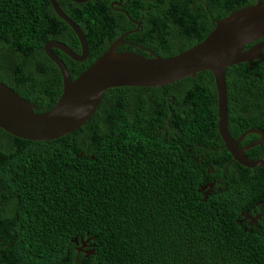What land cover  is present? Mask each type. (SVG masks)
Here are the masks:
<instances>
[{
  "label": "trees",
  "instance_id": "1",
  "mask_svg": "<svg viewBox=\"0 0 264 264\" xmlns=\"http://www.w3.org/2000/svg\"><path fill=\"white\" fill-rule=\"evenodd\" d=\"M111 1L56 0L88 43L81 62L52 49L72 80L136 28L129 17L150 35L146 47L159 38L152 49L166 58L257 0H144L142 6L129 0L122 10ZM50 40L80 54L75 33L49 0H0V81L39 112L55 104L63 87L44 52ZM124 42L118 52L150 57L140 33ZM252 64L227 67V98L264 99V50ZM141 99L145 113L129 116L127 102L136 107ZM227 113L236 137L242 128L234 129L238 119ZM216 122L215 82L204 70L162 87L107 89L88 120L52 140H25L0 128V264H264V228L248 233L237 222L244 205L264 204V172L255 176L239 165V179L206 199L199 191L206 168L194 156L206 148L215 154L223 144ZM217 157L203 163L215 161L220 176L231 156L221 149Z\"/></svg>",
  "mask_w": 264,
  "mask_h": 264
},
{
  "label": "water",
  "instance_id": "2",
  "mask_svg": "<svg viewBox=\"0 0 264 264\" xmlns=\"http://www.w3.org/2000/svg\"><path fill=\"white\" fill-rule=\"evenodd\" d=\"M82 3L88 0H72ZM54 12L75 33L80 54L64 43L50 40L44 44V52L58 67L62 77V93L55 104L46 111L18 95L0 81V128L25 140L46 141L78 129L95 112L104 92L114 87H162L207 70L213 75L217 99V130L224 147L234 159L247 167H258L263 160H248L237 146L244 134L234 139L227 125V91L225 72L227 67L239 63L252 65L264 50V3L242 7L228 16L215 21V26L199 43L171 57H150L131 51L118 52L124 38L137 31L120 35L108 49L75 79L63 61L53 52L56 48L75 61L88 56V43L81 28L60 8L56 0H49ZM260 40V41H258ZM254 43V44H253ZM250 47L245 48V46ZM81 251V248H78ZM86 255L92 253L85 252Z\"/></svg>",
  "mask_w": 264,
  "mask_h": 264
},
{
  "label": "flooded vegetation",
  "instance_id": "3",
  "mask_svg": "<svg viewBox=\"0 0 264 264\" xmlns=\"http://www.w3.org/2000/svg\"><path fill=\"white\" fill-rule=\"evenodd\" d=\"M129 0H112L111 6L118 7V10H122L124 8L125 4H128ZM144 3V0L142 2H138L136 6H142ZM199 8V7H198ZM205 8V12H207ZM200 10V8H199ZM175 15L179 20L189 21L192 22L189 19H185L179 15L178 12L175 11ZM129 19L132 21L134 19ZM213 18H209V20H212ZM208 20V21H209ZM214 20V19H213ZM138 21V20H135ZM140 22V21H139ZM141 26V23H140ZM140 26L137 28L138 33H140V45H144L141 47V50L144 52H147L149 55L150 53H154V45L156 42H160L159 38L156 37L158 41L152 42L153 47H146L147 39H149L150 35L144 33ZM134 30V29H132ZM130 30V31H132ZM260 40H264L261 38ZM258 40V41H260ZM128 42H125L121 45H126ZM131 45V49H136V47L140 46L135 43H129ZM254 44V43H253ZM236 65V64H235ZM253 65V64H252ZM249 65V66H252ZM233 66V65H232ZM263 72V78H264V67L262 69ZM257 76V74H254ZM258 77H260L258 75ZM261 79V78H260ZM227 91V90H226ZM143 100L141 99L137 101L136 107L132 106L130 102H127L128 104V110L127 114L129 116H136L138 114H144L146 111L145 104H143ZM173 99H170L169 101H172ZM251 102H248V101ZM264 99H229L227 98V110L233 112V117L238 119L236 122L231 121V125L234 126V129L240 126L242 128L241 133L237 135L236 137H233L234 139L239 138L242 134L243 137L238 140L237 146L239 149L243 150L244 156L248 160H263L264 159V112L261 111V101ZM100 103V102H99ZM97 109V108H96ZM230 114L227 113V125L229 127V119ZM217 123V122H216ZM231 134V133H230ZM223 143V141H222ZM225 149L228 154H230V159L227 161V163L224 164V168L222 171H220V176L218 174L219 166L216 164V162H212V164H205L203 163L206 159H215L218 160L217 153L219 150ZM208 148L202 150L196 151L197 156H194V161L197 162L200 167H205L206 170H204V181L202 186L200 187L199 191L203 193L204 199L211 196L213 192L216 190L220 191L221 186L224 184V182L229 180H236L242 177L243 170L239 167V165L244 166L240 164L236 159H234L233 155L230 151H228L224 144L219 146L218 148L214 149L215 154H208ZM191 150H189L190 152ZM215 166V167H214ZM247 167V166H245ZM233 169V172L230 170L231 176L225 175L224 170ZM250 169H253L254 175L258 176L262 172H264V164L262 166L258 167H248ZM258 171V174H257ZM249 174V173H247ZM251 202V201H249ZM237 222L240 223V225L243 227L244 231L248 233H252L254 230H259L264 228V204H261L260 202H255L254 204L247 203V205H244L242 207V211L239 213V218L237 219Z\"/></svg>",
  "mask_w": 264,
  "mask_h": 264
}]
</instances>
